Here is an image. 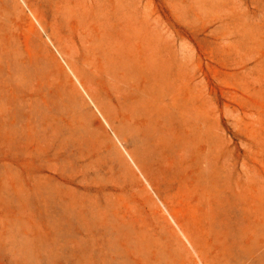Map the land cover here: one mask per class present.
I'll return each mask as SVG.
<instances>
[{
	"label": "rangeland",
	"instance_id": "rangeland-1",
	"mask_svg": "<svg viewBox=\"0 0 264 264\" xmlns=\"http://www.w3.org/2000/svg\"><path fill=\"white\" fill-rule=\"evenodd\" d=\"M0 264H264V0H0Z\"/></svg>",
	"mask_w": 264,
	"mask_h": 264
}]
</instances>
